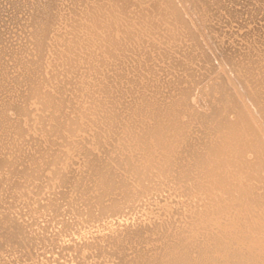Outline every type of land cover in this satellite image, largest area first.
Wrapping results in <instances>:
<instances>
[{"label": "rangeland", "instance_id": "rangeland-1", "mask_svg": "<svg viewBox=\"0 0 264 264\" xmlns=\"http://www.w3.org/2000/svg\"><path fill=\"white\" fill-rule=\"evenodd\" d=\"M10 1L11 0H0V16H2V20H0V55L1 52L3 53V58L0 57V63H2L0 64V66H3V68H1L2 66L0 67V73L1 71H4L0 75V87H4H1L0 90H3L4 88L6 89H4L2 92V94H5V97L3 95H0V99H2L0 100V109L3 107V104L5 105V108L3 107L4 109L0 110V116L3 114L2 118L3 116L5 118L2 119L0 117V119L3 120V122L2 120H0L2 122H0V129L2 130H0V133L6 130V133H1L2 139H0V142L2 145H0V150H2L0 152H2V156L6 158V160L3 161V158L0 154V161H2L0 162V164L4 162L9 163V161L13 162V164H11L12 168L10 169H8V163H4L2 165L3 167H7L3 170H1L3 167L0 165V180L2 179V182H0V264H113L115 259V263L118 262L116 264H120V260L116 258L118 255L116 254V256L114 257L115 254L111 253V250L109 253H95L93 249L88 246L87 243L88 241H93V236L96 237L100 234L98 228L100 222H87L88 220H90L87 217L88 213H99L103 205L109 204V202L100 199L101 197H99V192L95 189L96 187L94 188L93 184H89L86 179V172L88 168L84 162V159L86 158V156L84 157V154L87 151L89 153L91 150L93 152H90L92 153L90 155L93 156L94 154L92 159L94 157H96L95 159H98L100 158V156L107 157L111 155L109 156V158L114 161L110 162V159H108L110 169L113 170L117 175H119L118 179L120 180H122L123 178L128 179L127 177L129 176V174L126 176L123 169H119L121 167L124 168V166L121 165V167H119V165H117V160H120V158L121 160H123L122 158L124 154V158H127L129 161H131L132 159V164L136 161L137 168L142 169L145 167L144 175L141 176V178L142 184L146 188H144L143 186L141 187L140 184L139 186L136 185L135 182L131 180L130 182L134 183V186L136 187L133 189L141 187L139 189L141 191L135 190V192L137 191V194L132 200L130 198H132L133 195L129 192V194H127V197L124 199H122L123 195L118 197V199H121L120 206L122 212L121 214L119 213V215L113 216L115 217V219H112L113 217H111L110 220H112L114 228L116 225V228L118 227V230L120 229V227V230L124 229L123 225L125 222H127V225L125 224V229H130L131 225L129 226L128 223L133 224L131 226L132 230H134L133 228H135L136 226V228L138 229L139 227L141 228L143 225L142 223H145L147 225L150 223V225H152V223L154 222L153 224H157L156 226L152 225L153 227H147V229L151 227L150 230L152 229L151 231L153 232L155 228L156 231H159L158 229H160V227L164 225V223L165 225L164 227L162 226V228H166V224L167 226H170H168L166 229H163L165 232L163 230V232L161 230L157 232L158 234H160L159 238L157 237L158 239H156L155 236H158L157 233H155L156 231L154 232V235L153 232H151L150 230H148L147 232V229H144L147 225L144 224L143 231H145V234L148 233V235H152V239L149 238L150 240H147V238L145 241H147L148 243L142 241L144 242V244H147L146 247L144 244V247L140 244L137 246L136 242L128 241L129 244H132L133 242L135 243L131 246V248L133 247L135 249H131L130 246L127 245V243L126 246L129 247L128 249L126 247V253H128V251L129 253H132L134 250H137L136 248L139 246L140 249L138 248L139 251L137 250L139 253L136 251H134L136 253L133 252L130 255H127L125 253L128 257H126L127 260L125 259L126 261H124V263L127 262L129 264H138L141 262L140 264H148L150 261L153 260V257L157 258L159 256H163L167 259V252H163V249H165V251L170 250L171 253V246H173V249L175 247V243H173L172 241L176 242V245L179 243L178 241L182 242L179 243V245L184 248H181V251L178 250V253L180 252V255L183 256L187 253V256L189 255L190 259L192 258V262L193 260L197 261V259L200 258L198 259L199 261L202 259L200 253L197 252L198 247L199 245L203 247L206 246L204 242H207L208 238L211 239L212 243L218 240H220L219 242L221 243H226V249L228 247L229 251L226 250L223 255V252H221V250H219L220 252H217L216 250L215 254L217 255V253H219L220 255H222V258H226L227 261L230 260V264H234L235 262H237V264H240L239 260L241 256L242 260L240 261L243 262V259L245 258V262L243 263L246 264L248 262L247 260L251 261L252 257L256 256L257 254V258L262 261L263 258L261 257L264 254V243L262 244V237L264 235V230L262 229L264 228V130L263 132H260L258 130L259 125L257 121L260 122L259 116L264 118V98H262L264 97V68L262 69V67H264V60L261 61L262 58L264 59V55H262L264 53V48H261V46L264 47V38H262L264 35V32L262 30L264 27V17H261L262 15L260 14L264 10V0H234L236 4L232 3V0H229V3L228 0H224L225 2L223 0H215L216 3H219L217 4L218 8L216 7V5L214 8L219 9L220 12L217 11V9H210V11L206 13V15L204 11L199 8H196L195 4L192 3L190 0H61V2H59V0H54V2H59L58 4L55 2L58 6L56 4H53L55 5L54 8L57 6V10H55L56 8L54 9L55 11L53 10L54 16L57 13H60L57 14V16L60 15V17L54 18H56L57 20L59 18L60 19L57 21L53 18V21L55 20V23L52 21V25L54 28L50 26V30L45 32L49 33L44 34V36H42V39L45 40L43 42L46 46H44L47 47V44L49 43V47L46 50L42 49L43 53L41 52L40 54H38L37 48L35 47L36 43H34L36 41L35 38L38 39L36 34V32H38V30H36L38 28V21L37 18V23L36 21H34V16H37V7L43 6V4L40 3L41 0H36V3L35 0H12L11 2ZM14 2H16V4ZM37 2L39 5L37 4ZM11 4L14 6L15 9H19H16L15 11L12 10L14 8H12L13 6H11ZM222 4L225 6V8L224 6H222ZM226 4L228 7L226 6ZM229 4L230 7L233 9H230ZM220 5L222 6V10L220 8ZM19 6L21 7V9ZM32 8H34L36 11H32ZM261 8L263 9L262 11H260ZM229 9L232 11H230ZM226 10L227 13L229 12V14L226 13ZM237 11H240V13L238 12V14ZM251 11L252 13L257 11L256 15L255 13H253L257 18H254V15L252 16L249 14L251 13ZM215 12L216 16H214ZM217 12L219 14H217ZM235 13L238 14L237 17L240 15L239 17L243 18L240 20L238 17L237 19ZM243 13H246V16ZM259 14L261 16H259ZM262 14L264 15V13ZM249 16L250 18H248ZM258 16L261 17L263 20L261 18H258ZM227 17H229V19L233 22L228 20ZM246 17L248 19H245ZM235 18L239 20L238 23ZM258 19L261 21V24L259 23ZM226 20H228V22ZM249 20L251 21V24H248L250 22ZM254 20L257 24H253ZM246 21L249 22L246 23ZM239 22L242 25H240ZM245 23L250 25L249 28H247L248 25H245ZM252 24L253 26L255 25V27L260 24L261 28H259V25V27L257 26L255 30V27L253 28ZM52 28L53 30L55 29L54 32H50L52 31ZM247 29H250L251 31L248 32ZM254 30L255 33L259 31L262 34V37L260 36L261 39L260 37L259 39L260 42H263V44L260 43L257 39L258 37H256L259 32L255 34ZM140 31L142 33L145 32L143 33L144 35ZM247 32L248 34L250 33L251 36L248 35ZM244 33L246 36H250L253 39H248L246 36H244ZM32 34L36 35V37ZM138 34H140V36ZM45 35H48L49 39ZM123 36H128V38L124 37L123 40ZM138 36H142L140 40H144L146 47L143 44L140 45L143 41L139 42ZM240 36H244L245 39H243L245 41L248 40L250 44L248 42L245 43V41H243ZM113 37L116 39L114 41H118L119 39L118 45L117 42H115V45V43H113L114 41L111 40L114 39ZM209 37L212 38L213 42L209 40ZM215 37L219 39L216 40ZM32 38L34 40L33 43ZM47 39L51 40L46 43ZM128 39H133L134 43H127L129 42L127 41ZM205 39L208 42H211V44H207V41ZM250 39L252 41L254 39L257 40L260 45L258 44V42H255L256 44L254 45V41L252 43L250 42ZM109 42H112V44L114 45L112 47L114 49L112 47L109 48ZM122 42L127 44V47ZM136 42H138V44ZM120 43H122L124 49H122V45ZM220 43L224 47L221 46L222 48H218V45H221ZM251 43L253 44L252 49L250 48ZM98 44H102L101 48H99L100 46ZM112 44H110V46ZM132 44H136V53L134 52V47L132 48V50L134 49L133 52H127L131 50V47L133 46ZM248 44L250 47L248 46ZM215 46L217 47V49ZM255 46L260 47L261 50ZM115 47H117L118 49H116ZM119 48L122 49L121 53L118 52V50L120 51ZM140 48H144V51H142L143 49ZM210 48H213V50ZM241 48L245 50L243 51V49ZM226 49L228 50V52ZM249 49L252 52L248 51ZM114 50L115 52H113ZM122 51L125 54H128L125 55ZM242 51L246 54H244ZM140 52L141 54L144 52L145 53L144 55L140 54V57ZM223 52H225V54ZM226 52L229 57L226 55ZM240 52H242V54ZM14 53H16L14 55L15 58H12V54ZM35 53H37L38 55H42L41 57L38 55L35 56ZM114 53H117L118 57ZM118 53L120 55H118ZM222 53L225 56H223ZM257 53H260L263 57L260 54V56H258ZM230 54L232 58H234L231 59V66L227 65L226 62L224 64L222 61L223 57L226 58L227 56V58H230ZM110 55H113L111 56V58H118V60H116L115 58L112 59H115L114 61H117L118 63L111 61ZM241 55L243 56V58H241ZM250 55L254 56L253 61V56H251V62L248 61ZM89 56L93 58H90ZM129 56L131 58L130 61L132 60L131 62H134L132 63L134 64L133 66L132 64L129 65V63L131 62H129V59H126L129 58ZM37 57L38 61L40 60L39 62L36 61ZM107 57L110 58V63L107 62V60H109V58ZM123 57L125 62H123ZM148 57L149 60L147 59ZM258 57H260L261 59ZM144 58L147 59H145L146 62L144 61L146 64L143 63ZM14 59L16 60V62ZM133 59H135V61ZM246 59L248 62H246ZM256 59H259L258 61L260 62L255 61ZM17 60H21L22 62L20 61L21 63H19L18 65L16 64L17 62H19ZM35 61L39 64L36 63V65ZM244 61L246 63L250 62V64H248L247 66H243L242 64H245ZM23 62H25L27 66L31 67L28 68L27 66H22L23 64H25ZM32 62H34L37 68L34 67V64ZM103 62L107 64V67ZM254 62L256 63L254 64ZM30 63H32L33 65H30ZM137 63L141 66L136 65ZM233 63H237V65H234ZM251 63L254 66H252ZM116 64L119 68L116 67ZM119 64H123V66ZM147 64L149 65L148 67H146ZM135 65L139 67H136ZM255 65L257 66V68L260 65L261 68L257 69ZM32 66L34 67V70L39 69V71H34L32 69ZM124 66L126 68V71L124 70L122 74L120 71H123V69H121L120 71L119 69L124 68ZM130 66L133 72L134 70H140L137 71V73L139 72V77H137V73L135 74L134 72L136 79L138 78V80L133 79L135 77H131L133 76V73ZM240 66H242L243 68ZM248 67H250V70L253 67L254 68L253 70L248 72ZM116 68H118V71H115ZM28 69H30L29 72L31 73L30 75V73L27 72L29 73V76L26 73ZM113 69L115 72L113 71ZM255 69L259 70L260 73ZM102 70H104V72ZM246 71L248 72L247 74L250 73L249 76L245 73ZM126 72V75L128 76H125L124 73ZM252 72L253 74L255 72L257 73L254 75L257 81L253 78V74H251ZM130 73H132V75ZM32 74L35 75L32 76ZM139 74H141L142 76H140ZM30 76H32V78L34 77L33 79L30 78L32 82L35 78H37V80H35L33 84L32 82L28 83L30 81ZM121 76L126 78L130 77V80L132 82L129 79H123ZM228 76L232 77V79H237L238 77V79H241L243 81V84H245L244 86H246L245 89H247V92L249 93L248 98H246L244 101L242 100L241 102L237 95L233 96L230 92L228 93V91L224 92L225 95L223 94V92L219 88V84L228 85L227 83L230 81V77ZM2 77L4 78L1 80ZM140 77L142 79H140ZM247 77L250 78V81L247 80ZM24 79H26L27 81ZM245 79L247 80V82L245 81ZM120 80H125L124 82L122 81V83L124 84H122ZM82 81H84L85 83H82ZM139 81L142 85L138 83ZM4 83L8 90L5 87ZM20 83L22 84V86L20 85ZM34 84L36 85V87ZM84 84L85 86H83ZM107 84H111L109 85L111 87L107 86ZM135 84H137V86ZM138 84L140 85L138 86ZM115 85L121 86L122 88L120 87L119 89V87H115ZM230 86L232 89H230L231 92H235L233 85L230 84ZM33 87L35 88V90ZM214 87L217 89H215ZM245 89L242 88V91H245ZM122 90L125 91L128 95H124L125 93ZM46 94L47 97H45ZM50 94H52L53 97ZM230 94L232 95V97ZM54 95L56 96L55 98H57V100L53 99ZM228 96H230V98ZM141 97H143L144 99ZM47 98L48 101L46 100ZM3 99L8 104H6ZM46 102H50L51 105H53V102H56L54 104V106L57 104V106H55L56 109L53 106V108H51V105L49 106ZM146 102L150 103L151 105L153 104L154 108L155 106H159L158 108L156 107L157 109L155 108V110L152 106H149V104L146 105ZM187 102L189 103V105H187L186 108L185 105L187 104ZM143 103L145 104L143 105ZM154 103H157L158 105ZM9 104L14 106L15 111L12 109L11 112L10 110L8 111L9 119L6 123V121L4 120H6L8 116L6 117V115H4V112L6 111V106ZM59 104H63L64 106H61ZM139 104H142V107ZM58 105L61 109L64 107V110H58ZM145 105L147 109L150 107L152 108H150L151 113L148 109V114L150 115V117H148V114H143L144 117H148V120H145L143 116H140L141 118H137L136 112H133L135 110L140 111L139 109L143 108V106L145 107ZM135 106L140 107L136 109ZM8 107L9 106H7V108ZM124 107H129L130 110L126 108L128 110L127 111ZM170 108L179 111L178 114H176V119L178 118V129H176V131L177 133L179 132V134L176 135L177 133L175 134L176 131H174V129L167 130V128L162 131V135L164 134V140L167 141H173L172 137L175 136L174 140L176 142H171V146L167 147L172 148V145L175 143L174 146L177 147L175 149L176 151L181 152L183 150H187L186 152L178 153V156L180 155L182 157H177V159L179 158V160L176 161L180 162V160L183 159L182 162L179 163L183 164V168H181L182 164L179 167L178 164L176 166H173L172 162H162L164 156L160 153L167 154V151H163L164 149L162 150L158 148L159 146L154 143L155 141L153 139H151L152 141L150 140L149 143L154 144L155 147L153 145V150H151L150 147V151L153 152L154 150H157V152L154 151V153H151L149 151V153L156 154L158 156L160 154L159 158H162L161 161L159 160L158 156L154 157L158 158V162L149 160L147 155L149 153L145 152L147 148L144 147L145 151L144 149L142 151L141 148L143 147L140 145L139 147L141 148H139V143L137 142V140L135 142V133L141 131L140 129H142L143 127V129L145 130V123L150 124L147 126H152L153 124H155L157 114L158 119L160 118L159 121L162 120V117V121H166L165 118L169 117V115L167 114L168 110L166 109ZM131 109L133 111H131ZM147 109L145 108L144 110L148 111ZM152 111L155 113L156 119L154 118V114L152 113ZM117 112L120 114L124 112L123 116H125L123 117L121 115V119L124 118L123 120H125L129 118L130 121L133 120V125L131 123L129 125L127 124V126L132 125V127H134L132 128V134L127 133L128 131H126V129L124 128V126L127 127L126 125H124L123 127L121 126L120 128L117 127L119 131L117 130V128L110 129V126L107 125L108 121H106L105 118L111 116L112 114L115 115L117 114ZM57 114L59 115V119L56 116ZM151 114H153V116ZM127 115H129L130 117L128 116L127 118ZM131 115L134 119L131 117ZM55 116L57 118L56 122L60 123L61 121L62 125L61 123L56 124V118H54ZM254 116H258V118ZM12 117L15 118L13 119ZM242 118L244 119V121ZM129 119L128 121L126 120L127 123L130 122ZM142 119H144L145 121ZM123 120H119V122L122 123ZM236 120L240 121H237L239 126H236ZM137 121L141 122L138 123ZM149 121H153L154 123H151ZM121 123H119V126L121 125ZM232 123H236L234 124L235 126ZM1 124L4 126L2 127ZM10 124L12 125L11 128L13 130H11V128L9 127ZM55 124L56 126L60 125L63 128V131L62 129H60V126L56 127ZM123 124L124 123H122V125ZM137 124H141V127L143 125L144 126L140 128V126L138 125V127ZM259 124L260 126L262 125V123ZM14 125H16V127L19 126L17 128L18 131H16ZM53 125L56 127V129ZM229 125L230 127H228ZM231 127L232 129H229ZM236 128L237 130H233ZM8 129L11 131H9ZM57 129L59 131L61 130L63 134H60L61 132H59ZM101 129L107 131V133L104 134V131H102ZM114 129L115 133L118 132V134H115L116 136L114 135V131H111ZM56 130L57 132H55ZM122 130L126 133L122 132ZM257 130L260 134L262 133V137L260 136V134L259 136L257 135ZM169 131L171 134L169 133ZM110 132H113L111 133L112 137L110 135ZM119 132H121V134ZM97 133L101 137H103L104 134L105 138H100ZM123 133H125L126 135ZM239 134L241 136H239ZM118 135H122L125 138L120 136V140V137ZM235 135H237L238 138ZM106 136H109V138ZM236 138L237 141L235 140ZM167 141L166 143L165 141L163 143L165 145H168V143L170 142ZM99 142L101 146L103 145L105 147H100V145L98 144ZM103 142H105V144H102ZM239 142H241L242 144ZM131 143L132 145H130ZM135 143L138 144L136 145ZM236 143L240 144L241 147L238 144L236 146ZM212 144L220 146L223 145L221 148H225L222 149L224 151V154L216 158L214 156H210L209 158L205 159L206 156L210 155L209 152L210 147L213 146ZM108 145L110 147L113 146L114 148L112 149L111 147L110 149ZM134 145L137 147H134ZM132 146L134 147V151L131 150ZM149 146L151 145L149 144ZM190 146L195 147L194 149L196 151L198 150L197 152L200 151L201 154H203L204 156H197L198 158L196 156H192L191 154L194 152V150ZM197 147L198 149H196ZM92 148H96L97 150H93ZM136 148L140 149V151L136 150ZM241 148L242 154H240V150H238ZM39 149H41L42 151ZM190 149H192L193 151L192 153L190 152V155L188 156V150ZM233 149H236V151H234ZM101 150H103V153L101 152ZM126 150L128 152H126ZM158 150H160L161 152H158ZM108 151H110L111 153H109ZM141 151L145 154L140 155V153H142ZM39 152L43 153V155L45 152L48 153H45V155L43 156ZM137 152H139V155L137 154L138 156L136 155ZM101 153L102 155H100ZM133 153L135 155H133ZM174 153L177 154L176 152ZM131 155L134 157H132ZM129 156L131 157V159ZM136 156L142 157L138 159ZM184 156L186 158H183ZM29 157H32L31 159L37 157L36 162L34 161L35 159L32 160V162ZM38 157H41V159H38ZM202 158L205 159L204 164L198 162ZM171 159H174V156ZM140 160L143 164L140 163ZM15 161H18L16 162L17 164L15 163ZM138 161L140 164H138ZM33 163L37 164L34 165ZM30 164L34 165L33 168L35 171L33 169L28 170V167L30 168L32 166ZM25 166H28L27 168H25L26 171L24 169ZM7 171H9L8 173H10L11 171L12 172L8 174L6 173ZM14 171L18 172L19 174H16ZM19 171L24 172H21V174ZM120 171L123 173H121ZM120 173L124 175H120ZM4 176L5 181L3 180ZM69 176L74 177V179L76 180V182L72 185L65 183V179ZM187 176L188 178L186 179L185 177ZM80 184L83 190L87 189V194H84V198H87L86 201L84 200L82 193L77 188V185ZM243 184L246 185V188L243 187ZM220 185L223 187H221ZM12 186H14L15 188ZM187 187L189 188L188 190ZM233 187L239 189V192L236 191V189H234ZM214 188H217L218 190H215ZM242 188H244V194H249V197H252L251 199L247 195H243ZM248 188H252L254 191L251 189V192L249 193L250 190H248ZM225 190L229 191V193ZM232 191L233 193L238 192L241 194L236 193V195H234V193L232 195ZM252 192H255L256 194ZM251 193L253 195H251ZM225 195L226 197H228V200L225 198ZM237 195H241V198L239 199L240 201L237 200ZM257 195L258 198L255 197ZM223 198H225L226 200ZM246 198H249L251 201L249 199L247 200ZM234 199L236 200V202H239V205L238 203L234 204ZM245 200L251 202L252 205L251 203ZM242 201L247 202L249 205H251L249 206V208L251 207L252 209H250V211L245 210V206H243L244 202ZM241 202L243 203L242 205H240ZM201 212L203 217H208V227H206L207 225L198 226L199 220L201 219ZM147 213H151L149 215L150 217H148ZM144 214H146L148 218ZM142 215L143 218L145 216L144 219L147 218L149 219V221L146 219L144 222V219L141 217L139 220H137L138 217ZM160 215L162 217L161 219ZM134 216L136 217L135 220ZM157 216L160 220L157 219ZM152 217H154V219H152ZM116 218H124V221H126L122 223L123 219L121 220V222H119L118 220H116ZM130 218L132 219V221ZM129 219L131 223L128 222ZM151 219L154 221H152ZM155 219H157L158 221H156ZM115 220L119 222V226L117 225V222H115ZM136 220L137 222L139 221V224L141 223L142 225H136L138 224L136 223ZM163 220L165 221L163 222ZM241 222L244 224L243 226ZM170 223L172 224V226ZM245 225H249V227H252V229L256 225V227H258L259 229H253L256 231L255 233V231L253 232L252 229L248 230L247 227L245 228ZM128 226L129 228H127ZM173 226L177 228L176 230L179 229L178 231L183 232H173L172 235H174L175 237L173 236L172 238V235L170 234L172 233V229L175 230ZM240 226H242L241 229ZM243 227L244 229H246V232L243 230ZM168 228L172 229L169 230ZM17 229L22 231V236H20L18 240L17 238L12 239L13 237L9 236V233L14 232ZM229 229L231 230V232L229 231ZM166 230L168 231V233H166ZM234 230L236 231L233 233ZM242 230L245 233H243ZM250 230L251 232H253V234L249 232ZM104 232L105 234H108L110 233V230L106 229L104 230ZM236 232L237 234H239V237H245L247 241L250 239V242H248L249 244L253 241V238L256 241V236L258 235L259 239H257L256 242L253 241L252 243H254L253 246L260 245L259 247L261 248L255 246L253 249V246L247 243L246 247L245 242L247 241H245V238L243 239L245 241L244 245H241L243 244V242H241L242 238H238ZM161 233L163 235L166 233L168 236H166L167 239L170 240L172 243H170V241L165 238L166 234L164 235L165 239L162 238L163 236ZM230 233H232L231 236H233V238H238H236V241L234 238V243L232 242L233 238L231 239ZM177 234L180 235V237L182 235L184 237L182 236V238H180L177 236ZM233 234H235L236 236H234ZM148 235L146 236L148 237ZM186 235L190 236L187 241L184 240ZM227 235H229V238L226 237ZM82 236H84L85 238L83 237V239ZM176 236L180 240L178 239V241H176ZM160 238L163 239L162 242V239ZM159 239L160 241H158ZM239 239L241 243L239 242ZM4 240L6 243L4 242ZM10 241L12 244L14 242V244H10ZM163 242H166L164 243L165 247L163 246ZM167 242L170 243L171 246L170 244L168 245ZM187 242L191 243L190 246H194L196 244L198 247L195 245L192 248L193 250L191 251L190 246L188 247L184 245V243H186L187 245ZM137 243H139V241H137ZM158 243L163 247H159ZM230 243H232L233 245H228ZM152 244H155L154 247L156 245H158V247L156 246V249L154 250ZM149 245L152 246L153 249H151ZM209 245L211 246V244ZM240 245L241 248L242 246H244L245 248H242L241 250ZM248 245L250 247V250L248 249ZM166 246L167 248H169L168 250H166ZM238 246L241 250V254L238 253L240 252V250H238ZM194 248H197L196 252L199 254H194ZM143 249H145L144 252L147 255L148 251H157V249L158 251L160 249L159 252L162 251L164 255H159L162 253L152 254V251L149 253L150 255L152 254L154 256L152 257L151 255L150 257L152 258H148L147 255V257L144 256V252L140 253ZM251 249L253 251L252 254H256L251 255ZM255 249L256 251H254ZM244 250L249 251V253L246 251L243 252ZM261 250H263V254L261 253ZM183 251H186V253H184ZM188 251L191 253L189 254ZM233 251L236 252L238 255H235L236 253H234ZM213 252H215V250ZM227 252L232 254V256L229 254V256H231L229 257ZM170 253L168 252L167 255L170 256ZM192 254L194 255V258L195 256L197 257V255L200 257L193 259ZM219 254L217 257H220ZM233 255L234 260L235 258L239 260L236 261V259L234 261ZM259 255L260 257H258ZM130 256L131 258L134 257L132 258L133 260L138 257L148 259H135L136 261H133V263L130 259ZM237 256L240 257L238 258ZM244 256H247V258L249 257V259ZM177 257H179V255ZM227 257H229L230 259ZM156 258L154 259L156 260ZM257 258H253L254 261H251V264H254V262L256 264L262 263L258 260L256 261ZM231 259L234 262H231ZM128 260H130L131 262H129ZM167 260H172V257L168 258ZM145 261L146 263H144ZM249 262L247 264H250Z\"/></svg>", "mask_w": 264, "mask_h": 264}, {"label": "bare ground", "instance_id": "bare-ground-1", "mask_svg": "<svg viewBox=\"0 0 264 264\" xmlns=\"http://www.w3.org/2000/svg\"><path fill=\"white\" fill-rule=\"evenodd\" d=\"M11 1H12V0H11ZM11 1H10V2H11ZM17 1H19V0H17ZM21 1H22V0H21ZM57 1H58V0H57ZM190 1H191L192 3L195 4L196 8H199V9H201L202 11H204V12H205V15H206V13H207L208 11H210V9H211V10H212V9H213V10H214V9H217V8H218V7H217V4L219 3V2L216 3L215 0H190ZM218 1H219V0H218ZM223 1H224V0H223ZM230 1H231V0H230ZM230 1L228 0V3H229ZM232 1H233L232 3H235L234 0H232ZM238 1H239V0H238ZM238 1H237V2H238ZM33 2H34V1H33ZM53 2H54V0H41L40 3L43 4V6L41 5L42 7H37V9H36V10H37V16H36V15H35L36 17L34 16V18H35L34 21H36V18H37L38 23H37V21H36V23L38 24V28H37L36 30H38V32H36V34H37V38H38V39L35 38L36 41L34 42V40H33V38H32V43H33V42L36 43V44H35V47L37 48L38 54H40V53L42 52V49H45V50H46V49L49 47V45H48L49 43L47 44V47H45L46 45H45V43L43 42V41H45V40L42 39V38H43L42 36H44V34H48V33H49V32H48V33H45V32H47L48 30H50V28H51L50 26L53 27L52 23H53L55 20H57V19L54 18V17H60V15L57 16V14H60V13H57V14L54 16V13H53V12H54L55 10H57V8H56V7L58 6L57 4H58L59 2H61V0H59V2H56V1H55L57 4H56L55 2H54V3H53ZM220 2H221V1H220ZM224 2H225V1H224ZM12 3H13V2H12ZM14 3L16 4V2H14ZM19 3H20V2H19ZM19 3H17V4H19ZM35 3H36V0H35ZM259 3H261V2H259ZM15 4H14V5H15ZM22 4H24V3H22ZM37 4H38V2H37ZM53 4H56V5H57V6L55 7L56 9L54 8L55 5H53ZM223 4H224V3H223ZM223 4H222V6H224ZM230 4H231V3H230ZM230 4H229V7H230ZM235 4H236V3H235ZM263 4H264V3H263ZM263 4H262V5H263ZM38 5H39V4H38ZM210 5H211V6H210ZM215 5H216L217 8H214ZM260 5H261V4H260ZM11 6H13V5L11 4ZM24 6H25V5H24ZM34 6H35V5H34ZM34 6H33V7H34ZM218 6H219V5H218ZM222 6L220 5V8H221ZM226 6H227V4H226ZM15 7H17V6H15ZM19 7H20V6H19ZM227 7H228V6H227ZM12 8H14V6H13ZM35 8H36V7H35ZM97 8H98V7H97ZM97 8H96V10H97ZM224 8H225V6H224ZM259 8H260V7H259ZM262 8H263V7H262ZM262 8L260 9V11L263 10ZM16 9H19V8H16ZM16 9L14 8V9H12V10L15 11ZM20 9H21V7H20ZM32 9H33L32 11L35 10L34 8H32ZM54 9H55V10H54ZM226 9H228V8H226ZM230 9H233V8L230 7ZM230 9H229V10H230ZM254 9H255V8H254ZM256 9H257V8H256ZM36 10H35V11H36ZM53 10H54V11H53ZM96 10H95V11H96ZM221 10H222V8H221ZM229 10H228V11H229ZM234 10H235V8H234ZM252 10H253V9H252ZM257 10H258V9H257ZM59 11H61V10H59ZM215 11H216V10H215ZM217 11H219V9H217ZM230 11H232V10H230ZM253 11H254V10H253ZM258 11H259V10H258ZM56 12H58V11H56ZM213 12H214V11H213ZM219 12H220V11H219ZM233 12H235V11H233ZM238 12L240 13V11H237V13H238ZM256 12H257V11H256ZM256 12H253V13H255V15H256ZM222 13H223V12H222ZM226 13H227V10H226ZM239 13H238V14H239ZM253 13H252V11H251V13H249V14L253 16V15H254ZM259 13H260V12H259ZM262 13H264V10H263V12L260 13L262 16H261L260 14H259V16L264 17V15H263ZM34 14H35V12H34ZM34 14H33V15H34ZM217 14H219V13L217 12ZM224 14H225V13H224ZM227 14H229V12H228ZM230 14H231V13H230ZM235 14H236V13H235ZM238 14H236L235 16L237 17ZM243 14H244V13H243ZM243 14H241V15H243ZM257 14H258V13H257ZM0 15H1V13H0ZM221 15H222V14H221ZM244 15L246 16V13H245ZM255 15H254V16H255ZM214 16H216V12H215ZM214 16H213V17H214ZM217 16H218V15H217ZM232 16H233V15H232ZM239 16H240V15H239ZM239 16H238V17H239ZM252 16H251V17H252ZM259 16H258V18H261V17H259ZM89 17H90V15H89ZM209 17H210V16H209ZM209 17H208V18H209ZM218 17H219V16H218ZM233 17H234V16H233ZM238 17H237V19H238ZM1 18H2V16H0V20H2ZM53 18L55 19L54 21H53ZM227 18H228V20H230L229 17H227ZM242 18H243V17H241V18L239 17L240 20H241ZM248 18H250V16H249ZM248 18L246 17L245 19H248ZM254 18H257V17L255 16ZM59 19H60V18H59ZM59 19H58V20H59ZM231 19H233V18H231ZM235 19H236V18H235ZM237 19H236V20H237ZM261 19H262V18H261ZM263 19H264V18H263ZM263 19H262V20H263ZM58 20H57V21H58ZM208 20H209V19H208ZM228 20H226V21L228 22ZM236 20H234V21H236ZM250 20H251V19H250ZM250 20H249V21H250ZM52 21H53V22H52ZM230 21H232V20H230ZM238 21H239V20H237V23H238ZM244 21H245V20H244ZM244 21H243V22H244ZM249 21H248V22H249ZM258 21H259V23L261 22L259 19H258ZM258 21H257V22H258ZM232 22H233V21H232ZM248 22L246 21V23H248ZM36 23H34V24H36ZM54 23H55V22H54ZM230 23H231V22H230ZM241 23H242V22H241ZM246 23H245V25L251 24V21H250L248 24H246ZM254 23H256L255 20L253 21V24H254ZM262 23H263V22H262ZM239 24H240V22H239ZM239 24H238V25H239ZM243 24H244V23H243ZM253 24H252V26H253ZM256 24H257V23H256ZM260 24H261V23H260ZM260 24H258L257 26L259 27ZM240 25H242V24H240ZM245 25H243V26H245ZM262 25H263V24H262ZM33 26H34V25H33ZM36 26H37V25H36ZM209 26H210V25H209ZM249 26H250V25H248L247 28H249ZM257 26L255 27V25H254L253 28L255 27V30H256ZM211 27H212V26H211ZM211 27H209V28H211ZM262 27H263V26H262ZM53 28H54V27H53ZM53 28H52V31H50V32H54V31H55V29L53 30ZM259 28H261V25H260ZM34 29H35V28H34ZM255 30H254V33H255ZM257 30H258V29H257ZM262 30H263V32H264V27H263ZM56 31H57V30H56ZM58 31H59V30H58ZM247 31L249 32V31H251V30H250V29H249V30L247 29ZM252 31H253V30H252ZM34 32H35V31H34ZM140 32H141V31H140ZM140 32H139V33H140ZM248 32H247V34H248ZM258 32H259V31H258ZM258 32H257V33H258ZM263 32H262V33H263ZM123 33H124V32H123ZM141 33H142V32H141ZM143 33H145V32H143ZM143 33H142V34H143ZM251 33H252V32H251ZM257 33H255V34H257ZM118 34H119V33H118ZM234 34H235V33H234ZM252 34H253V33H252ZM259 34H260V35H259ZM32 35H34V34H32ZM121 35H122V34H121ZM138 35L140 36V34H138ZM143 35H144V34H143ZM248 35H250V33H249ZM258 35H259V36H258ZM258 35H257L256 37H258L257 39H258L259 42H260V39H261V37H262V36H261L262 34L259 32ZM34 36L36 37V35H34ZM34 36H33V37H34ZM45 36L49 39L48 35H45ZM116 36H117V35H116ZM129 36H130V34H129ZM136 36H137V35H136ZM139 36H138V39H139L138 41H139V42H140V41H141V42H142V41L144 42V40H140L142 36H141V37H139ZM244 36H246L245 33H244ZM244 36H240V37L243 39ZM250 36H251V35H250ZM250 36H249V37L246 36V37H247L248 39H249V38H252V37H250ZM252 36H253V35H252ZM254 36H255V35H254ZM260 36H261V37H260ZM46 37H44V38H46ZM124 37H125V36H123V40H124ZM216 37H217V36H216ZM216 37H215V38H216ZM218 37H220V36H218ZM256 37H254V38H256ZM259 37H260V39H259ZM50 38H51V37H50ZM113 38H114V37H113ZM125 38H128V36L125 37ZM262 38H264V35H263ZM48 39L46 40V43H47L48 41H50L52 38H51L50 40H48ZM97 39H98V38H97ZM117 39H118V38H117ZM217 39H219V38H216V40H217ZM244 39H245V38H244ZM244 39H243V41H245ZM252 39H253V38H252ZM98 40H99V39H98ZM108 40H109V39H108ZM111 40L114 41V40H116V39L114 38V39H111ZM123 40H121V41H123ZM131 40H132V41H131ZM205 40H206V39H205ZM209 40H210L211 42H213V40H212L211 37H209ZM246 40H247V39H246ZM250 40H251V39H250ZM96 41H97V40H96ZM113 41H112V42H113ZM125 41H126V40H125ZM125 41H124V42H125ZM127 41H129V42H127ZM127 41H126L127 43H130V42H131V43H132V42L134 43L133 39H128ZM206 41H207V40H206ZM253 41H254V45L256 44L255 42H258V41L255 40V39H254ZM253 41L251 40L250 42L253 43ZM97 42H98V41H97ZM112 42H111V43L109 42V43L112 44ZM115 42H117V45H118V44H119V43H118V42H119V39H118V41H114L113 43H115ZM124 42H122V43H124ZM126 42H125V43H126ZM143 42H142L140 45L143 44V45L145 46V42H144V43H143ZM211 42H208V41H207V44H208V43L211 44ZM233 42H234V40H233ZM246 42H248V40L245 41V43H246ZM259 42H258V44H259ZM263 42H264V40H263ZM263 42H260V43L263 44ZM122 43H120V44L122 45ZM125 43H124V44H125ZM136 43L138 44V42H136ZM205 43H206V42H205ZM248 43H249V42H248ZM252 43H251V47L249 46L250 43L248 44V46H249L251 49L253 48V47H252V45H253ZM110 44H109V48L112 47V46H114L113 44L110 46ZM213 44H214V43H213ZM220 44H221V43H220ZM258 44H257V45H258ZM44 45H45V46H44ZM98 45L100 46L99 48H101V45H102V44H98ZM115 45H116V43H115ZM132 45H133V44H132ZM135 45H136V44H135ZM135 45H133L132 47L130 46V47H131V50H129V51H127V52H131V51L133 52V50H134L135 47H136ZM140 45H139V46H140ZM198 45H199V44H198ZM259 45H260V44H259ZM33 46H34V45H33ZM43 46H44L45 48H44ZM95 46H97V45H95ZM119 46H120V45H119ZM125 46L127 47V44H125ZM125 46H124V47H125ZM208 46H209V45H208ZM210 46H212V45H210ZM221 46L224 47V46L221 44L220 46L218 45V48H222ZM246 46H247V45H246ZM263 46H264V45H263ZM121 47H122V49H124V48H123V45H122ZM133 47H134V49L132 50ZM137 47H138V46H137ZM141 47H143V46H141ZM145 47H146V46H145ZM215 47H216V46H215ZM244 47H245V46H244ZM255 47H257V48L260 49V50H261V48H264V47H262V46H261V48L258 47V46H255ZM102 48H103V47H102ZM112 48H113V47H112ZM115 48L118 49L117 47H115ZM128 48H129V47H128ZM128 48H126V49H128ZM34 49H35V48H34ZM113 49H114V48H113ZM119 49H120V51L118 50V52L121 53V50H122V49H121V48H119ZM140 49H143L142 51H144V48H140ZM210 49L213 50V48H210ZM216 49H217V47H216ZM241 49H243V48H241ZM246 49H248V48H246ZM254 49H256V48H254ZM258 49H257V50H258ZM45 50H44V51H45ZM137 50H138V49H137ZM221 50H222V49H221ZM221 50H220V51H221ZM226 50H227V49H226ZM226 50H224V51H226ZM244 50H245V49H243V51H244ZM260 50H259V51H260ZM263 50H264V49H263ZM263 50H262V52H263ZM125 51H126V50H125ZM135 51H136V49L134 50V52H135ZM138 51H139V50H138ZM142 51H141V52H142ZM214 51H215V50H214ZM222 51H223V50H222ZM243 51H242V52H243ZM246 51H247V50H246ZM246 51H245V52H246ZM248 51H251V50L249 49ZM248 51H247V52H248ZM35 52H36V50H35ZM113 52H115V50H114ZM116 52H117V51H116ZM122 52H123V51H122ZM136 52H137V51H136ZM136 52H135V53H136ZM141 52L139 53V55L141 54ZM216 52H217V51H216ZM216 52H215V53H216ZM227 52H228V50H227ZM227 52H226V55H227ZM242 52H240V53L242 54ZM251 52H252V51H251ZM253 52H254V51H253ZM256 52H257V51H256ZM42 53H43V52H42ZM111 53H112V50H111ZM144 53H145V52H144ZM144 53H142V54L144 55ZM223 53L225 54V52H223ZM223 53H222V54H223ZM236 53H237V51H236ZM243 53H244V52H243ZM249 53H250V52H249ZM254 53H255V52H254ZM260 53H261V52H260ZM260 53H257L258 56L261 55ZM2 54H3V53L1 52V55H0L1 58H3V57H2V56H3ZM15 54H16V53L12 54V58L14 57ZM38 54L35 53V56H37ZM114 54H116V56H117V53H114ZM114 54H113V55H114ZM123 54H125V53L123 52ZM127 54H128V53H127ZM127 54H125V55H127ZM132 54H133V53H132ZM142 54H141V55H142ZM224 54H223V56H225ZM228 54H229V53H228ZM244 54H246V53H244ZM244 54H243V56H244ZM257 54H256V57H257ZM259 54H260V55H259ZM41 55H42V54H41ZM41 55H38V56L41 57ZM88 55H90V54H88ZM113 55H110V58H111V56H113ZM118 55H120V54L118 53ZM129 55H130V54H129ZM136 55H138V54H136ZM136 55H135V57H136ZM141 55H140V57H141ZM215 55H216V54H215ZM217 55H218V54H217ZM232 55H233V53H232ZM235 55H236V54H235ZM247 55H248V54H247ZM247 55H246V56H247ZM254 55H255V54H254ZM262 55H264V53H263ZM262 55H261V56H262ZM114 56H115V55H114ZM121 56H122V54H121ZM121 56H120V57H121ZM227 56L229 57V55H227ZM227 56H226V58L223 57V58H222V61H223L224 64H225V62H226L227 65H230V66H231V63H232V60H231V59H234V58H232L231 54H230V58H227ZM241 56H242V55H241ZM243 56H242L241 58H243ZM251 56H253V55H250V58H248V61H250ZM16 57H17V56H16ZM40 57H39V58H40ZM89 57H90V56H89ZM89 57H88V58H89ZM117 57H118V56H117ZM132 57H133V56H132ZM145 57H146V55H145ZM217 57H219V56H217ZM237 57H238V56H237ZM239 57H240V56H239ZM247 57H248V56H247ZM262 57H263V56H262ZM14 58H15V57H14ZM90 58H93V57H90ZM107 58H109V57H107ZM110 58H109V60H107V62L110 61ZM113 58L116 59V57H112V58H111V61H113V62H115V63H118L117 61H114L115 59L112 60ZM125 58H126V57H125ZM137 58H138V57H137ZM244 58H245V57H244ZM253 58H254V56L252 57V61H253ZM258 58H260V57H258ZM22 59H23V58H22ZM119 59H120V58H119ZM121 59H122V58H121ZM126 59H127V60L129 59V62L132 61V60L130 61V59H131L130 56H129V58H126ZM145 59H146V58H144V60H143V63H144V64H146V63H145V62H146ZM147 59L149 60V57H148ZM147 59H146V60H147ZM260 59H261V58H260ZM14 60H15V59H14ZM91 60H92V59H91ZM116 60H118V58H117ZM133 60L135 61V59H133ZM136 60H137V59H136ZM141 60H142V58H141ZM141 60H140V61H141ZM240 60H241V59H240ZM243 60H244V59H243ZM243 60H242V61H243ZM258 60H259V59H256L255 61H258ZM262 60H264V59L262 58L261 61H262ZM1 61H2V60H1ZM17 61H19V62L16 63V64H18V65H19V63L22 62L21 60H17ZM20 61H21V62H20ZM36 61H38V57H37ZM36 61H35V64L38 63L40 60H39L38 62H36ZM92 61H93V60H92ZM111 61H110V62H111ZM120 61H121V60H120ZM137 61H138V60H137ZM144 61H145V62H144ZM233 61H234V60H233ZM248 61H247V59H246V62H248ZM15 62H16V60H15ZM110 62H109V63H110ZM123 62H125L124 57H123ZM123 62H121V63H123ZM126 62H127V61H126ZM240 62H241V61H240ZM240 62H239V63H240ZM246 62L244 61L245 64H242V63H241V64H242L243 66H244V65L247 66L248 64H250L251 61H250L249 63H246ZM258 62H260V61H258ZM258 62H257V63H258ZM23 63H25V62H23ZM32 63L34 64V62H32ZM32 63H30V65H31ZM103 63H105V62H103ZM119 63H120V62H119ZM132 63H134V62L129 63V65H131ZM138 63H139V62H138ZM138 63H137L136 65H140V64H141V62H140V64H138ZM143 63H142V64H143ZM234 63H235V62H234ZM234 63H233V64H234ZM237 63H238V62H237ZM237 63L234 64V65H237ZM252 63H253V62H252ZM252 63H251V64H252ZM255 63H256V62H254V64H255ZM262 63H263V62H262ZM0 64H2V63H0ZM33 64H32V65H33ZM35 64H34V67H36ZM38 64H39V63H38ZM125 64H127V63H125ZM241 64H240V65H241ZM36 65H37V64H36ZM119 65L123 66V64H119ZM129 65H128V66H129ZM133 65H134V64H132V66H133ZM136 65H135V66H136ZM234 65H233V66H234ZM257 65H258V64H257ZM260 65H261V64H260ZM260 65H259L258 68H261ZM1 66H2V65H1ZM1 66H0V67H1ZM22 66L25 67V66H27V65H26V63H25V64H23ZM105 66L107 67V64H106V63H105ZM109 66H110V65H109ZM114 66H115V64H114ZM135 66H134V67H135ZM140 66H141V65H140ZM143 66H144V65H143ZM148 66H149V65L147 64L146 67H148ZM238 66H239V64H238ZM252 66H254V65L252 64ZM255 66H256V65H255ZM263 66H264V65H263ZM27 67L29 68V67H31V66H27ZM34 67L32 66V69H33V70H34ZM39 67H40V66H39ZM116 67H118L117 64H116ZM136 67H139V66H136ZM144 67H145V66H144ZM235 67H236V66H235ZM240 67H242V66H240ZM1 68H3V66H2ZM1 68H0V69H1ZM36 68H37V67H36ZM113 68H114V67H113ZM118 68H119V67H118ZM118 68H116L115 71H118V70H117ZM124 68H125V66H124ZM124 68H120V69H119V71H120L121 69H123V71H120L122 74H123L124 70L126 71V68H125V69H124ZM130 68H131V66H130ZM141 68H142V67H141ZM141 68H140V69H141ZM242 68H243V67H242ZM245 68H246V67H245ZM249 68H250V67H248V69H249ZM253 68H254V67H253ZM253 68H252L251 70H253ZM256 68H257V66H256ZM258 68H257V69H258ZM263 68H264V67H262V69H263ZM24 69H25V68H24ZM26 69H27V68H26ZM133 69H135V68H133ZM137 69H138V68H137ZM248 69H247V70H248ZM257 69H255V70H257ZM262 69H261V71H262ZM2 70H3V69H2ZM29 70H30V69H28V71H26V73L29 72ZM106 70H107V69H106ZM131 70H132V68H131ZM131 70H130V71H131ZM237 70H240V69H237ZM242 70H243V69H242ZM245 70H246V69H245ZM251 70L249 69L248 72H250ZM34 71H37V72H38L39 69L34 70ZM102 71L104 72V70H102ZM109 71H110V70H109ZM113 71H114V69H113ZM115 71H114V72H115ZM128 71H129V69H128ZM137 71H140V70L138 69ZM137 71L134 70L135 74L137 73ZM243 71H244V70H243ZM257 71L259 72V70H257ZM257 71H256V72H257ZM3 72H4V71H1V73H3ZM105 72H106V71H105ZM107 72H108V71H107ZM134 72H133V70H132L133 76H131V77H135V78H133V79L138 80V78L136 79V76L139 77V76H138V73H139V72L137 73L136 76H135ZM248 72L246 71L245 73L247 74ZM256 72H255L254 74H253V72L251 73V74H253V78H254V79H255L254 75L257 74ZM1 73H0V75H1ZM29 73H30V72H29ZM29 73H27V75H28ZM132 73H130V74L132 75ZM140 73H141V72H140ZM259 73H260V72H259ZM259 73H258V74H259ZM262 73H263V71H262ZM4 74H5V73H4ZM114 74H115V73H114ZM117 74H118V73H117ZM117 74H116V77H117ZM124 74H125V76H128V75H126L127 72L124 73ZM128 74H129V73H128ZM2 75H3V74H2ZM30 75H31V73H30ZM33 75H35V74H32V76H33ZM120 75H121V74H120ZM139 75L142 76L141 74H139ZM247 75L249 76L250 73L247 74ZM3 76H4V75H3ZM28 76H29V75H28ZM28 76H27V77H28ZM32 76L29 77V80H30V78H32ZM109 76H110V74H109ZM245 76H246V75H245ZM27 77H26V79H27ZM35 77H37V76H35ZM118 77H119V76H118ZM121 77H122V76H121ZM228 77H230V76H228ZM251 77H252V76H251ZM3 78H4V77H2L1 80H2ZM33 78H34V77H33ZM33 78H32V79H33ZM122 78L125 79V80H126V79H129V80H130V77H129V78L122 77ZM122 78H118V79H122ZM247 78H248V77H247ZM26 79H24V80H26ZM105 79H107V78H105ZM118 79H117V80H118ZM131 79H132V78H131ZM140 79H142V78L140 77ZM229 79H230V81L227 83L229 86H228V85H223V84L220 85L219 83H217V84H219V86H220L219 88H220V90L223 92V94H224L225 91H228V93L230 92L233 96L237 95V97H239V100H240L241 102H242V100L244 101L246 98H248V94H249V93L247 92V89H245L246 86H244L245 84H243V81H242L241 79H238V77H237V79H236V78L232 79V77H230ZM243 79H244V78H243ZM249 79H250V78H248L247 80H249ZM251 79H252V78H251ZM35 80H37V78H35L33 82L30 80L28 83H31V82H32V84H33V83L35 82ZM125 80H122V81L124 82ZM129 80H127V81H129ZM247 80L245 79L246 82H247ZM255 80H256V79H255ZM26 81H27V80H26ZM122 81L120 80L121 83H122ZM130 81H131V80H130ZM133 81H134V80H133ZM249 81H250V80H249ZM256 81H257V80H256ZM115 82H116V81H115ZM120 82H119V84H120ZM131 82H132V81H131ZM131 82H130V83H131ZM0 83H1V82H0ZM21 83H22V82H21ZM21 83H20V85L22 86ZM82 83H85V82L82 81ZM82 83H81V84H82ZM108 83H110V82H108ZM127 83H128V82H127ZM136 83H137V82H136ZM138 83H140V81H139ZM2 84H3V82H2ZM24 84H25V83H24ZM86 84H87V83H86ZM122 84H124V83H122ZM140 84H141V83H140ZM140 84H138V86H139ZM215 84H216V83H215ZM230 84L233 85V87H234V89H235L234 91H235L236 93H235V92H233V93L231 92L232 89H231ZM0 85H1V84H0ZM4 85H5V83H4ZM34 85H35V84H34ZM109 85H111V84H109ZM109 85L107 84V86H109ZM135 85L137 86V84H135ZM141 85H142V84H141ZM24 86H26V85H24ZM83 86H85V84H84ZM107 86H105V87H107ZM224 86H227V87H224ZM1 87L3 88L4 86H1ZM1 87H0V88H1ZM5 87H6V85H5ZM35 87H36V85H35ZM87 87H88V86H87ZM109 87H111V86H109ZM109 87H108V88H109ZM115 87H119V89H120L121 86L115 85ZM6 88H7V87H6ZM33 88H34V87H33ZM83 88H86V87H83ZM113 88H114V87H113ZM121 88H122V87H121ZM123 88H124V87H123ZM214 88H215V87H214ZM242 88H244L245 91H242ZM4 89H5V88H4ZM4 89H3V90H4ZM61 89H62V88H61ZM61 89H60V91H61ZM215 89H217V88H215ZM230 89H231V90H230ZM3 90H2V89L0 90V95H3V96H4L5 94H2ZM5 90H6V89H5ZM7 90H8V88H7ZM34 90H35V88H34ZM82 90H83V89H82ZM122 91H123V90H122ZM122 91H121V92H122ZM109 92H111V91H109ZM123 92L125 93L124 95L127 94L125 91H123ZM261 92H262V90H261ZM234 93H235V94H234ZM252 93H254V92H252ZM226 94H227V93H226ZM231 94H230V95H231ZM261 94H262V93H261ZM263 94H264V93H263ZM50 95L52 96V94H50ZM127 95H128V94H127ZM127 95H126V96H127ZM199 95H200V94H199ZM224 95H225V94H224ZM232 95H231V97H232ZM3 96H1V97H3ZM260 96H261V95H260ZM4 97H5V96H4ZM45 97H47V94H46ZM45 97H44V98H45ZM52 97H53V96H52ZM55 97H56V96L54 95V98H53V99H56V100H57V98H55ZM57 97H58V96H57ZM228 97L230 98V96H228ZM141 98H143V97H141ZM184 98H185V97H184ZM229 98H228V99H229ZM262 98H264V97H262ZM51 99H52V98H51ZM51 99H50V101H51ZM143 99H144V98H143ZM225 99H226V96H225ZM228 99H227V100H228ZM0 100H2V99H0ZM46 100L48 101V98H47ZM46 100H45V101H46ZM139 100H140V98H139ZM3 101H5V100L3 99ZM3 101H2V102H3ZM52 101H53V100H52ZM59 101H60V99H59ZM235 101H236V100H235ZM5 102H6V101H5ZM56 102H57V101H56ZM56 102H53V105H51L50 102H46V103H48L49 106L51 105L50 107L53 108V107L57 106V104L54 106V104H55ZM62 102H63V101H62ZM142 102H145V101H142ZM232 102H233V99H232ZM46 103H45V104H46ZM58 103H59V102H58ZM140 103H141V102H140ZM175 103H176V102H175ZM180 103H181V102H180ZM226 103H227V102H226ZM229 103H230V102H229ZM239 103H240V102H239ZM1 104H2V103H1ZM6 104H8V103L6 102ZM10 104H11V103H10ZM10 104L7 105V106H9L10 108H9V107L7 108V106H6V111L4 110V111H5V112H4V115H6V117L8 116V113H9L8 111H9V110H10V112H11L12 110L15 111L14 106H12V105H10ZM144 104H145V103H143V105H144ZM148 104H149V106H152V107L154 108L153 104L151 105L150 103H147V102H146V105H148ZM154 104L158 105L157 103H154ZM59 105L64 106L63 104H59ZM59 105H58V107H59ZM139 105H141V107H142V104H139ZM146 105H145V107L143 106L144 109H145V108L147 109ZM187 105H189L188 102H187V104L185 105L186 108H187ZM4 106H5V105L3 104V107H4ZM49 106H48V107H49ZM52 106H53V107H52ZM129 106H130V105H129ZM158 106H159V105H158ZM158 106H155V108H156V107L158 108ZM180 106H181V104H180ZM0 107H1V106H0ZM3 107H2L1 109H4V108H5V107H4V108H3ZM46 107H47V106H46ZM58 107H57V108H58ZM132 107H133V106H132ZM139 107H140V106H139ZM139 107L135 106L136 109L139 108ZM59 108H60V107H59ZM59 108H58V110H61V111L64 110V109H63L64 107H63L62 109H61V108L59 109ZM124 108H125V107H124ZM124 108H123V109H124ZM126 108H128V110H130L129 107H126ZM126 108H125V110H127ZM143 108H140V109H139L140 111L137 110L138 112H137L136 110L133 111L132 109H131V111H133L134 113L136 112V116H137V118H138V117H140V116H143V114H144V115H147V114L149 113V110H150L151 107L148 108L149 110L147 109L148 111L144 110ZM155 108H154V109H155ZM157 108H156V109H157ZM1 109H0V110H1ZM11 109H12V110H11ZM55 109H56V107H55ZM55 109H54V111H55ZM133 109H134V108H133ZM151 109H152V108H151ZM154 109H153V110H154ZM156 109H155V110H156ZM58 110H57V112H58ZM125 110H124V111H125ZM128 110H127V111H128ZM159 110H160V108H159ZM166 110H168V111H167V114L169 115V117H168V118L166 117V118H165L166 121H164V122L162 121V120H163V117H162V116H161V117H162V120L159 121L160 118L158 119V116H157L158 114L156 113V114H157V115H156V118L158 119V121H157V119L155 118V113L152 111V113L154 114V118L156 119V123H155V124H153V125L151 124L152 126H147V125H150V124H147V123L144 122V123L146 124V126H145V130L143 129V128H144V127H143L144 125L142 126V127H143V128H142V127L140 126L141 124H140V125L137 124V126L139 125L140 128H142V129L139 128V129L141 130V131H139L140 133H139V132H136V133H135V137H136L135 142H136V140H137V142L139 143L138 147L141 145L143 148H141V147H139V148H141L142 151H143V149H144V151H145V148H147L145 152L149 153V151H150V147H151V150H153L152 148H153V145H154V144L149 143L150 140L153 139V140L155 141V142H154V141H153V142L156 143V145L159 146L158 148H160V149H162V150L164 149L163 151H167V154H165V153H160V154H163V156H164L163 159L161 158V159H162V162H164V163L172 162V163H173V164H172L173 166H176V165L178 164L179 167H180L182 163H181V164H179V163L182 162L183 159L180 160V162H176V161L179 160L180 157H182V156H180V155H179V156H180V157H179V156H178V153H183V152H186L187 150H186V151L183 150V151H181V152H180V151H179V152L176 151L175 149H176L177 147L174 146L175 143H174V144L172 143V144H173V145H172V148L167 147V146H171V145H170L171 142H173V141L176 142V141L174 140V137H175V136L172 137V138H173V139H172L173 141H169V140L167 141V140H164V137H163L164 134L162 135V131L165 130V129H167V128H168L167 130H169V129H170V130H171V129H174V131H176V129H178V120H177L178 118L176 119V114H178L179 111L176 110V109H171V108H170V109H166ZM14 111H13V112H14ZM61 111H60V112H61ZM133 112H132V113H133ZM55 113H56V112H55ZM123 113H124V112H123ZM123 113L120 114V113L117 112V114H115V115L112 114L111 116L105 118L106 121H108L107 125L110 126V129L117 128V127L120 128L121 126L123 127L124 125L127 126V124L129 125L130 123H131L132 125L134 124V123H132L133 120L130 121V119L128 118L129 115H127V118H128L129 121H130L129 123H127L128 119L123 120V119H124L123 117L125 116V115L123 116ZM126 113H127V112H126ZM126 113H125V114H126ZM150 113H151V110H150ZM11 114H12V113H11ZM60 114H61V113H60ZM62 114H63V113H62ZM128 114H129V113H128ZM153 114H151V115L153 116ZM167 114H166V115H167ZM252 114H253V113H252ZM2 115H3V114H2ZM2 115L0 116L1 118H2ZM121 115L123 116V117H122L123 119H121ZM148 115H149V114H148ZM168 115H167V116H168ZM174 115H175V118H174ZM254 115H255V113H254ZM256 115H257V114H256ZM53 116H54V112H53ZM56 116L58 117L59 115L57 114ZM56 116H55L54 118H56ZM60 116H62V115H60ZM177 116H178V115H177ZM129 117H130V116H129ZM131 117H132V115H131ZM143 117H144V116H143ZM148 117H150V115H149ZM148 117H147V118L144 117L145 120H148ZM164 117H165V116H164ZM254 117H257V118H258V116H254ZM12 118H13V117H12ZM14 118H15V117H14ZM14 118H13V119H14ZM132 118H133V117H132ZM132 118H131V119H132ZM140 118H141V117H140ZM239 118H241V117H239ZM2 119H5L4 116H3ZM2 119H0V120H2ZM8 119H9V116H8L7 119L4 120V121H6V123H7V122H8V121H7ZM58 119H59V117H58ZM61 119H62V118H61ZM133 119H134V118H133ZM165 119H164V120H165ZM242 119H243V118H242ZM119 120H123L122 123H124V124L122 125V123L119 122ZM126 120H127V121H126ZM142 120H144V119H142ZM145 120H144V121H145ZM151 120H152V119H151ZM239 120H240V119H239ZM239 120H236V121H235L237 124H236V123H232V124H233V125L236 124V126H239V125H238V122H240ZM257 120H258V119H257ZM10 121H11V120H10ZM56 121H57V118L55 119V122H56ZM125 121H126V123H125ZM138 121H139V120H138ZM138 121H137V122H138ZM237 121H238V122H237ZM243 121H244V119H243ZM259 121H260V122L257 121V123H258V125H259L258 130H259L260 132H263V130H264V128H263V127H264V118H262V117L259 116ZM0 122H1V121H0ZM2 122H3V120H2ZM2 122H1V123H2ZM140 122H141V121H140ZM140 122H138V123H140ZM149 122H151V121H149ZM149 122H148V123H149ZM152 122H153V121H152ZM152 122H151V123H152ZM229 122H230V121H229ZM229 122H228V124H229ZM231 122H234V121H231ZM57 123L60 124L61 121H60V123H59V122H56V124H57ZM119 123H121L120 126H119ZM153 123H154V122H153ZM259 123H262V125L260 126ZM56 124H55V126H56ZM63 124H64V123H63ZM232 124H230V125H232ZM239 124H240V123H239ZM1 125H2V124H1ZM5 125H6V124H5ZM61 125H62V123H61ZM107 125H106V126H107ZM117 125H118V126H117ZM132 125L127 126V127L124 126V128L126 129V131H128L127 133H131V134H132V128H134V127H132ZM230 125H229L228 127H230ZM3 126H4V125H2V127H3ZM8 126H9V125H8ZM8 126H7V128H8ZM14 126H15L16 131H18L17 128H18L19 126H18V127H16V125H14ZM14 126H13V128H14ZM53 126H54V125H53ZM55 126H54V128L56 129V127H58V126H60V125H58V126H56V127H55ZM108 126H107V127H108ZM139 126H138V127H139ZM234 126H235V125H234ZM262 126H263V127H262ZM9 127L11 128L12 125L10 124ZM60 127H61V126H60ZM107 127H106V128H107ZM240 127H241V126H240ZM0 128H1V127H0ZM65 128H66V127H65ZM118 128H117V130L119 131ZM124 128H123V129H124ZM146 128H147V129H146ZM234 128H235V127H234ZM60 129H62V131H63V128H62V127H61ZM66 129H67V128H66ZM66 129H65V130H66ZM221 129H222V128H221ZM229 129H232V127L229 128ZM240 129H241V128H240ZM0 130H1V129H0ZM8 130H9V129H8ZM11 130H13V129L11 128ZM11 130H9V131H11ZM57 130H58V129H57ZM57 130H56L55 132H57ZM67 130H68V129H67ZM101 130H102V129H101ZM117 130H116V131H117ZM130 130H131V131H130ZM142 130H143V131H142ZM233 130H237V128H236V129H233ZM258 130H257V132H258ZM1 131H2V130H1ZM58 131H59V130H58ZM102 131H104V134L107 133V131H105V130H102ZM109 131H110V130H109ZM109 131H108V132H109ZM111 131H114V135H115L116 133L118 134V132L115 133V129H114V130H111ZM172 131H173V130H172ZM174 131H173V132H174ZM178 131H179V130H178ZM240 131H242V130H240ZM3 132L6 133V130L3 131ZM3 132H1V133H3ZM59 132H61V130H60ZM122 132H125V131L122 130ZM173 132H172V133H173ZM234 132H235V131H234ZM238 132H239V131H238ZM238 132H237V134H238ZM1 133H0V139H2V135H1ZM13 133H14V131H13ZM15 133H16V132H15ZM111 133H113V132H110V135H111ZM119 133L121 134V132H119ZM125 133H126V132H125ZM125 133H123V134H125ZM169 133H170V131H169ZM176 133H177V131L175 132V134H176ZM3 134H4V133H3ZM60 134H63V133L61 132ZM97 134H98V133H97ZM104 134H103V137L105 138ZM170 134H171V133H170ZM173 134H174V133H173ZM175 134H174V135H175ZM178 134H179V132H178L176 135H178ZM259 134H260V133L258 132L257 135L259 136ZM261 134H262V133H261ZM261 134H260V136H261ZM56 135H57V134H56ZM98 135H99V134H98ZM98 135H97V136H98ZM108 135H109V134H108ZM125 135H126V134H125ZM152 135H153V136H152ZM225 135H226V134H225ZM225 135H224V136H225ZM99 136H100V135H99ZM115 136H116V135H115ZM118 136L120 137V136H122V135H118ZM151 136H152V137H151ZM169 136H170V135H169ZM172 136H173V135H172ZM235 136L238 138L237 135H235ZM239 136H241V135L239 134ZM258 136H257V138H258ZM263 136H264V135H263ZM103 137L100 136V138H103ZM106 137L109 138V136H106ZM111 137H112V135H111ZM122 137L125 138L124 136H122ZM261 137H262V136H261ZM231 138H232V137H231ZM237 138L235 139L236 141H237ZM116 139H118V138H116ZM120 140H121V137H120ZM235 140H234V141H235ZM151 141H152V140H151ZM164 141H165V143H166V141H167V142H170V143H168V145H167V144L165 145V144L163 143ZM230 141H231V140H230ZM236 141H235V142H236ZM240 141H241V139H240ZM177 142H178V141H177ZM231 142H232V141H231ZM108 143H109V142H108ZM108 143H107V144H108ZM133 143H134V142H133ZM138 143H137V144H138ZM232 143H233V142H232ZM239 143H241V142H239ZM3 144H4V143H3ZM98 144L100 145V147L103 146V145L101 146L100 142H99ZM102 144H105V142H103ZM135 144H136V143H135ZM137 144H136V145H137ZM149 144H150L151 146H149ZM228 144H229V143H228ZM228 144H227V146H228ZM230 144H231V143H230ZM237 144H238V143H236V146H237ZM241 144H242V143H241ZM243 144H244V143H243ZM0 145H2L1 142H0ZM109 145H110V144H109ZM109 145H108V146H109ZM112 145H113V144H112ZM130 145H132V143H131ZM130 145H129V146H130ZM163 145H164V146H163ZM196 145H198V144H196ZM196 145H194V146H196ZM212 145H213V146L210 147V152H209L210 155H208V156L205 155V156H206L205 159L209 158L210 156H214V157L216 158V157H218V156L224 154V151H223L222 149H225V148H221L223 145H221V146H220V145H215V144H212ZM233 145H234V144H233ZM238 145L240 146V144H238ZM106 146H107V145H106ZM173 146H174V147H173ZM176 146H177V145H176ZM229 146H232V145H229ZM234 146H235V145H234ZM236 146H235V147H236ZM3 147H5V146H3ZM103 147H105V146H103ZM103 147H102V148H103ZM109 147H110V146H109ZM109 147H108V148H109ZM111 147H112V149L114 148L113 146H111ZM111 147H110V149H111ZM127 147H128V146H127ZM130 147H131V146H130ZM134 147H137V146L134 145ZM134 147L132 146V149H131V150H133ZM144 147H145V148H144ZM154 147H155V145H154ZM156 147H157V146H156ZM163 147H164V148H163ZM188 147H189V146H188ZM190 147H192V146H190ZM235 147H234V148H235ZM240 147H241V146H240ZM240 147H238V148H240ZM1 148H2V146H1ZM97 148H99V147H97ZM102 148H101V149H102ZM158 148H157V149H158ZM192 148H193V150H194L195 153H194V152L192 153L193 150L190 149V150H188L189 154H188V152H187L188 156L190 155V152L192 153V154H191L192 156H196V157H197V156H198V157H200V156H204L203 154H201L200 151H199L200 153L197 152L198 150L196 151V150L194 149L195 147H192ZM230 148H231V147H230ZM242 148H243V147H242ZM242 148H241V149H238V150H240V151H239L240 154H242V152H241V151H242ZM92 149H93V148H92ZM95 149H96V148H94L93 150H95ZM104 149H105V148H104ZM120 149H123V148H120ZM124 149H125V148H124ZM126 149H128V148H126ZM196 149H198V147H197ZM1 150H2V149H1ZM1 150H0V151H1ZM39 150H41V149H39ZM87 150H88V149H87ZM89 150H90V149H89ZM96 150H97V149H96ZM98 150H99V149H98ZM108 150H109V149H108ZM131 150H130V151H131ZM136 150H139V151H140V149H137V148H136ZM136 150H135V151H136ZM173 150H175V151H173ZM231 150H232V149H231ZM233 150H234V149H233ZM238 150H237V152H238ZM41 151H42V150H41ZM43 151H44V150H43ZM102 151H103V150H101V152H102ZM106 151H107V150H106ZM106 151H105V152H106ZM112 151H114V150H112ZM123 151H124V150H123ZM133 151H134V150H133ZM142 151H141V152H142ZM154 151L157 152V150H154ZM154 151H153V152L150 151V152H151V153H154ZM159 151H160V150H158V152H159ZM163 151H162V152H163ZM234 151H236V149H235ZM85 152H86V150H85ZM90 152H93V151L91 150ZM90 152L88 153V151H87V152L84 154V157L86 156V158L84 159V162H85V165H87V168H88V170H87V172H86V179H87V181H88L89 184L92 183L93 186H94V188L96 187L95 189L98 190V192H99V197H101L100 199L109 202V204L103 205L102 208H101V210L99 211V213H96V212L88 213L87 217H88V219H90V220H88V221L86 220L87 222H90V221H93V222H100V225L98 226L100 234L97 235L96 237L93 236V237H92L93 241H90V242L88 241L87 243H88V246H89L91 249H93V251H94L95 253H98V252H99V254H100V253H104V252L109 253L110 250H111V253L115 254L114 257L116 256V254L118 255L116 258H118V259L120 260V261H119L120 264H126L127 262L124 263V261L127 260L126 257H128V256H126V254H127V255L129 254V255H130V254H132L134 251L138 252L139 249H140V248H139L140 246H139V247L136 248L138 251H137V250H134L133 252L131 251L132 253H129V251H128V253H126V250L128 249V247L130 246V248H131V246H132L133 244H135L134 242H136V244H137V246H138L139 244H140V245H143L144 242L146 243L147 241H145V240H146L147 238H148L147 240H150L149 238L152 239L153 236L151 235V236H152V237H151V236L148 235V233H147L148 230H150L151 227H149L148 229H147V227H148V226H152V225L156 226L157 224H153L154 222L152 223V225H150V223H149L148 225L145 224V223H142L143 225H144V224L147 225V226H145V228H144V226H143L141 223L139 224V221L137 222V220H139L140 217L143 218V215H142V216H139L138 219L136 220V223H138V224H136V225H138V226L142 225L141 228L139 227V229H138V228H136V227H137V226H136V227H135L136 229L132 227V228L134 229V230H132V229H131V226H132L133 224H129V223H128L129 226L131 225V226H130V229H125V228H126L125 226L127 225V224H126L127 222H125L126 220L124 221V218H120V219L116 218V220H118L119 222H121L122 219H123L122 223L125 222L124 225L122 224V225L124 226V229L120 230V229H121V227H120V229L118 230V227L116 228V225H115L116 223L114 224V225H115V228H114V227H113L112 220H110V219H111V217H113V216H115V215H119V213L121 214V212H122V209H121V206H120V200H121V199H118L119 196L123 195V196H122V199H124V198L127 197V194L131 193V194L133 195V197L130 198V199L132 200V199L134 198V196L137 194V191L135 192V190H139L142 186H143L144 188H146V187L142 184V178H141V176L144 175V168H145V167L143 166L144 168H142V169L137 168V167H136V166H137V165H136V161L134 162L135 165H134V163L132 164V159H131V157L129 156L130 159H131V161H129L127 158H124V156H125V154H124V156H123V158H122L123 160H121V158H120L121 161H120V160H117V161H118V162H117V165H119V167H121V165L124 166V168L121 167V168H119V169H123V170H124V173L126 174V176H127L128 174H129V176L127 177L128 179L123 178L122 180H120V179H118V176H119V175H117L113 170L110 169V164H109V162H108V161H109L108 159H110L109 156H111V155H109V153H111L110 151H108V152H109V153H108L109 156H107V157H106V156H104V157H101V156H100V158H98V156H97L98 159H95L96 157H94V158L92 159V157L94 156V154H93V156H91L90 154H92V153H90ZM99 152H100V151H99ZM126 152H128V151L126 150ZM131 152H132V151H131ZM160 152H161V151H160ZM174 152H176L177 154H175ZM39 153H41V152H39ZM45 153H48V152H45ZM45 153H44V155H45ZM83 153H84V152H83ZM102 153H103V152H102ZM102 153H101L100 155H102ZM120 153H121V152H120ZM129 153H130V152H129ZM129 153H127V154H129ZM134 153H135V152H134ZM134 153H133V155H135ZM138 153H139V152H137L136 155H137ZM147 153H146V154H147ZM151 153L147 154V155H148V159H149V160H152V161H157L158 158H159V156H160V154L158 153V154H159V156H158V155H156V154H151ZM173 153H174L175 155H174ZM0 154H1V156H2V152H0ZM121 154H122V153H121ZM130 154H131V153H130ZM142 154H145V153H143V152L140 153V155H142ZM41 155H43V153H41ZM44 155H43V156H44ZM96 155H97V154H96ZM96 155H95V156H96ZM98 155H99V153H98ZM112 155H113V154H112ZM138 155H139V154H138ZM138 155H137V156H138ZM165 155H166V156H165ZM181 155H182V154H181ZM184 155H185V154H184ZM1 156H0V159H1ZM32 156H33V155H32ZM43 156H42V157H43ZM50 156H51V155H50ZM90 156H91V157H90ZM113 156H114V155H113ZM113 156H112V157H113ZM126 156H127V155H126ZM131 156H132V155H131ZM137 156H136V157H137ZM145 156H146V155H145ZM145 156H143V157H145ZM155 156H158V158H157V157L154 158ZM170 156H171V157H170ZM173 156H174V159H176V160L171 159ZM120 157H121V156H120ZM132 157H134V156H132ZM140 157H142V156H140ZM140 157H137V158L140 159ZM177 157H179V158L177 159ZM198 157H197V158H198ZM2 158H3V159H2L3 161L6 160V158H4L3 156H2ZM29 158H30V157H29ZM31 158H32V157H31ZM31 158H30V159H31ZM39 158L41 159V157H38V159H39ZM114 158H115V157H114ZM116 158H117V157H116ZM137 158H136V159H137ZM146 158H147V157H146ZM183 158H186V157L184 156ZM256 158H257V157H256ZM34 159H35V160H34ZM36 159H37V157L31 159V161L34 160V161L36 162ZM43 159H44V158H43ZM118 159H119V157H118ZM136 159H135V160H136ZM141 159H144V158H141ZM161 159L159 158L160 161H161ZM205 159H204V158H202L201 160L199 159L200 161H198V162H201V163L204 164V163H205ZM7 160H8V159H7ZM163 160H164V161H163ZM8 161H9V160H8ZM28 161H29V159H28ZM28 161H25V162H28ZM37 161H38V160H37ZM111 161L113 162L114 160H111V159H110V162H111ZM145 161H146V160H145ZM147 161H148V160H147ZM0 162H2V161H0ZM11 162H12V161H9L10 165H9L8 162H4L5 164L8 163V164H7V166H9L8 169L12 168V167H11V164H13V162H12V163H11ZM16 162H18V161H15V163H16ZM32 162H33V161H32ZM157 162H158V161H157ZM4 163H2V164H0V165L2 166ZM15 163H14V164H15ZM140 163H142L141 160H140ZM140 163H139V161H138V164H140ZM159 163H160V162H159ZM16 164H17V163H16ZM33 164L35 165V164H37V163H33ZM142 164H143V163H142ZM27 165H28V164H27ZM30 165H32V164H30ZM34 165H32L30 168L27 166V167H28V170H29V169H30V170H32V169L34 170V168H33ZM115 165H116V164H115ZM2 167H3V166H2ZM13 167H14V166H13ZM27 167L25 166L24 169L27 168ZM139 167H141V166H139ZM0 168H1V167H0ZM4 168H7V167H3L1 170H3ZM15 168H16V167H15ZM108 168H109L110 170H109ZM181 168H183V164H182ZM16 169H17V168H16ZM24 169H23V170H24ZM117 169H118V168H117ZM14 170H15V169H14ZM17 170H18V169H17ZM28 170H27V171H28ZM25 171H26V169H25ZM34 171H35V170H34ZM89 171H90V172H89ZM111 171H112V172H111ZM8 172H9V171H7L6 173H8ZM11 172H12V171H11ZM11 172H10V173H11ZM14 172H15V171H14ZM19 172H20V171H19ZM21 172H24V171H21ZM21 172H20V173H21ZM120 172H121V171H120ZM184 172H185V171H184ZM10 173H8V174H10ZM15 173H16V174H19L18 172H15ZM25 173H28V172H25ZM25 173H23V174H25ZM121 173H123V172H121ZM121 173H120V175H124V174H121ZM21 174H22V173H21ZM12 175H13V174H12ZM13 176H14V175H13ZM123 177H124V176H123ZM10 178H11V177H10ZM185 178L187 179L188 176L185 177ZM129 179H130V180H129ZM3 180L5 181V176L3 177ZM9 180H11V179H9ZM9 180H7V181H9ZM131 180H133V182H135V184L138 185V186H139V184H140L141 187H137V189H133V188H136V187L134 186V183H131V182H130ZM240 180H241V179H240ZM4 181H3V182H4ZM7 181H6V182H7ZM0 182H2V179L0 180ZM75 182H76V180H75L74 177H72V176H69V177H67V178L65 179V183H67V184H71V185H72V184H74ZM141 184H142V185H141ZM15 185H16V184H15ZM243 185H244V184H243ZM220 186H221V185H220ZM245 186H246V185H244L243 187L246 188ZM12 187H14V186H12ZM221 187H223V186H221ZM221 187H219V188H221ZM236 187H237V186H236ZM236 187H233V188L236 189ZM247 187H249V186H247ZM14 188H15V187H14ZM77 188H78V190L82 193V196H83V198H84V194H87V191H86L87 189H84V190H83L81 184H80V185H77ZM152 188H153V187H152ZM204 188H205V187H204ZM244 188H242V190H243ZM142 189H143V188H142ZM147 189H148V188H147ZM188 189H189V188L187 187V190H188ZM214 189H215V188H214ZM216 189H217V188H216ZM216 189H215V190H216ZM231 189H232V187H231ZM240 189H241V186H240ZM251 189H252V188H248V190H250L249 193L251 192ZM184 190H185V189H184ZM217 190H218V189H217ZM238 190H239V189H236V191H238ZM252 190H253V189H252ZM139 191H141V190H139ZM225 191H227V190H225ZM230 191H231V190H230ZM245 191H246V189H245ZM253 191H254V190H253ZM128 192H129V193H128ZM227 192L229 193V191H227ZM227 192H226V193H227ZM238 192H239V191H238ZM238 192H236V193H238ZM240 192H241V191H240ZM242 192H243V195H244V196L247 195V194H244V190H243ZM226 193H225V194H226ZM228 193H227V194H228ZM234 193H235V192H234ZM234 193H233V191H232L231 194L233 195ZM236 193H235L234 195H236ZM252 193H255V192H252ZM252 193H251V195H253ZM125 194H126V195H125ZM238 194H241V193H238ZM255 194H256V193H255ZM255 194H254V195H255ZM228 195H229V194H228ZM228 195H227V196H228ZM232 195H231V196H232ZM251 195H250V196H251ZM237 196H238V199H237ZM237 196H236V199L239 200V199L241 198V197H240L241 195H240V196L237 195ZM244 196H243V198H244ZM247 196L249 197V194H248ZM259 196H260V194H259ZM94 197H95V196H94ZM229 197H230V196H229ZM255 197L258 198V195L255 196ZM255 197H254V200H255ZM225 198L228 200V197H226V195H225ZM225 198H223V199H225ZM249 198H250V197H249ZM249 198H248V199H249ZM251 198H252V197H251ZM251 198H250V199H251ZM259 198H260V197H259ZM261 198H262V196H261ZM226 199H225V200H226ZM246 199H247V198H246ZM248 199H247V200H248ZM250 199H249V200H250ZM84 200L86 201L87 198H84ZM234 200H235V199H234ZM241 200H242V199H241ZM247 200H245V201H247ZM256 200H257V199H256ZM88 201H89V200H88ZM105 201H104V203H105ZM219 201H221V200H219ZM223 201H224V200H223ZM239 201H240V200H239ZM250 201H251V200H250ZM259 201H260V200H259ZM242 202H244V201H242ZM242 202H241L240 205L243 204ZM247 202H249V201H247ZM247 202H244V205H243V206H245V210H249V211H250V209H252V208H251V207L249 208V206H251L252 203L249 202V203H251V205H249ZM253 202H255V201H253ZM237 203H238V205H239V202H236V200H235V203H234V204H237ZM257 203H258V201H257ZM253 204H255V203H253ZM218 206H219V205H218ZM246 208H247V209H246ZM158 209H159V208H158ZM161 209H162V208H161ZM155 210H156V209H155ZM152 211H154V210H152ZM157 211H158V210H157ZM157 211H156V212H157ZM161 211H162V210H161ZM156 212H155V214H156ZM81 214H82V213H81ZM150 214H151V213H150ZM150 214L147 213L148 217H150V216H149ZM144 215L147 217L146 214H144ZM157 215H159V214H157ZM200 215H201V219L199 220V224H198V226H199V225H205V226H206L207 223H208V221H207V218H208V217H207V218H206L205 216L203 217V216H202V212L200 213ZM135 216H136V215H135ZM135 216H134V220H135V218H136ZM145 216H144V218H145ZM148 217H147V218H148ZM144 218H143V219H144ZM147 218H146V219H147ZM161 218H162V217H161V215H160V219H161ZM112 219H115V217H113ZM130 219H131V218H130ZM130 219H129L128 222H130ZM143 219H142V220H143ZM146 219H144L143 221L145 222ZM152 219H154V217H152ZM152 219H151V220H152ZM157 219L160 220L158 216H157ZM157 219H155V220L158 221ZM116 220H115V222H117ZM147 220L149 221V219H147ZM131 221H132V219H131ZM140 221H141V220H140ZM152 221H154V220H152ZM152 221H150V222H152ZM164 221H165V220H163V222H164ZM119 222H117V225L119 224ZM133 222H135V221H133ZM146 222H147V221H146ZM130 223H131V222H130ZM156 223H158V222H156ZM159 223H160V222H159ZM167 223H169V222H167ZM241 223H242V222H241ZM241 223H240V224H241ZM244 223H245V222H244ZM125 224H126V225H125ZM170 224H171V223H170ZM246 224H248V223H246ZM134 225H135V223H134ZM164 225H165V223H164ZM164 225H162V226L164 227ZM243 225H244V224L242 223V226H243ZM118 226H119V225H118ZM120 226H121V225H120ZM129 226H128L127 228H129ZM158 226H159V225H158ZM158 226H157V228H158ZM160 226H161V225H160ZM162 226L160 227V229H158L159 231H160V230L162 231L163 229H166L169 225L167 226V224H166V226H165L166 228H162ZM171 226H172V224H171ZM205 226H204V228H205ZM208 226H209V224H208L206 227H208ZM242 226H240V229H241ZM152 227H153V226H152ZM169 227H170V226H169ZM173 227H174V226H173ZM173 227H172V228H173ZM246 227L248 228V230H249V229H252V227L250 228L249 225H248V226L245 225V228H246ZM254 227H256V225H255ZM254 227H253V229H257V230L259 229L258 227H256V228H254ZM122 228H123V227H122ZM143 228H144V229H147V230H146V231H147V232H146L147 234H145V231H143V230H144ZM154 228H155V227H154ZM161 228H162V229H161ZM172 228H170V229H172ZM174 228H175V230L172 229V231H171L172 233H171L170 235H172L173 232H176V231L179 230V229L176 230V229H177L176 227H174ZM237 228H238V227H237ZM106 229H107V230H110V233L105 234L104 230H106ZM168 229H169V228H168ZM168 229H167V230H168ZM170 229H169V230H170ZM238 229H239V228H238ZM253 229H252V231L254 232L255 230H253ZM262 229L264 230V228H262ZM151 230H152V229H151ZM151 230H150V231H151ZM167 230H166V231H167ZM243 230L246 232V229H244V227H243ZM243 230H242V232H243ZM263 230H262V231H263ZM155 231H156V228H155L154 232H155ZM159 231H156L155 233H157V232H159ZM163 231H164V230H163ZM163 231H162V232H163ZM227 231H228V230H227ZM229 231L231 232L230 229H229ZM235 231H236V230H234L233 233H234ZM260 231H261V230H260ZM103 232H104V233H103ZM106 232H107V231H106ZM151 232H153V231H151ZM151 232H150V233H151ZM154 232H153V235H154ZM164 232H165V231H164ZM178 232H183V231H178ZM237 232H238V231H237ZM237 232H236V234H237ZM245 232H243V233H245ZM249 232H250L251 234H253V232H251V230H250ZM257 232H259V231H257ZM166 233H168V231H167ZM166 233H165V234H166ZM169 233H170V231H169ZM228 233H229V232H228ZM255 233H256V231H255ZM255 233H254V234H255ZM263 233H264V231H263ZM0 234H1V233H0ZM159 234H160V233H159ZM159 234L157 233L158 236H155L156 239L159 238ZM161 234H162V233H161ZM165 234H164V235H165ZM178 234H179V233H178ZM178 234H177V236L180 237V235H178ZM226 234H227V232H226ZM231 234H232V233H230V237H231V239H232L233 236H231ZM146 235H148V237H147ZM164 235L162 234L163 237H162V236H161V237L164 238ZM170 235H169V236H170ZM181 235H182V234H181ZM233 235L236 236L235 234H233ZM238 235H239V234H237V236H238ZM256 235H257V234H256ZM256 235H255V236H256ZM9 236L13 237L12 239H16V238H17V240H18V238H19L20 236H22V231L17 229V230H15L14 232L9 233ZM9 236H8V237H9ZM145 236H146V237H145ZM166 236H167V234L165 235V238L167 239L168 236H167V237H166ZM173 236H174V235H172V238H173ZM177 236H176V237H177ZM182 236H183V235H182ZM182 236H181L180 238H182ZM228 236H229V235H227L226 237H228ZM83 237H84V236H82V238H83ZM87 237H88V236H87ZM87 237H86V238H87ZM144 237H145V238H144ZM155 237H154V238H155ZM157 237H158V238H157ZM174 237H175V236H174ZM178 237L175 238V240L177 239L176 241H178V239H179ZM183 237H184V236H183ZM189 237H190L189 235H186L184 240L187 241ZM256 237H257V238H256ZM256 237H255V238H256V241H257V239H259V238H258V235H257ZM259 237H260V236H259ZM9 238H10V237H9ZM84 238H85V237H84ZM84 238H83V239H84ZM154 238H153V239H154ZM162 238H160V239H162ZM165 238H164V239H165ZM228 238H229V237H228ZM234 238H235V237H234ZM234 238H233L232 242L234 241ZM236 238H237V237H236ZM236 238H235V241H236ZM238 238H242V241H241V242H243V244H241V245H244V242L247 241V239H246L245 237H244V238H245V241L243 240L244 238L241 237V236H240V237L238 236ZM238 238H237V239H238ZM263 238H264V235H263V237H262V244L264 243V242H263V240H264ZM87 239H88V238H87ZM92 239H91V240H92ZM160 239H159L158 241H160ZM5 240H6V239H5ZM5 240H4V242H5ZM7 240H8V239H7ZM10 240H11V239H10ZM46 240H47V239H46ZM167 240H168V239H167ZM171 240H174V239H171ZM179 240H180V239H179ZM181 240H182V239H181ZM216 240H217V239H216ZM251 240H252V239H251ZM260 240H261V239H260ZM15 241H16V240H15ZM22 241H23V240H22ZM24 241H25V240H24ZM128 241H129V242H130V241H131V242L134 241V242H133L132 244L130 243V244H131V245H130ZM137 241H139V243H137ZM142 241H144V242H142ZM151 241H152V240H151ZM151 241H150V242H151ZM162 241H163V239L161 240V242H162ZM168 241H170V240H168ZM212 241H213V239H212ZM219 241H220V240H218V241L212 243V242H211V239L208 238L207 242H206V241L204 242V243L206 244V246H204V247H203V246H200V245H199V247H198V246L195 244V245L198 247L197 252L200 253V256H201V259H202V260H199V261H198V259H200V258H198L197 261L193 260V262H192V260H191L192 258L190 259L189 255L187 256V253H186L187 250H186V249H185L186 251H183L184 253H186V254H185L186 256H185V255H183V256L180 255V254H179L180 252L178 253V250L181 251V248H184V247H182L181 245H179V243H182V242H180V241H178L179 243L177 242V243H178L177 245H176V242L172 241L173 243H175V244H174V246H175L174 249H173V246H171V244H170V243H172V242H171V241H170V243L167 242L168 245L170 244V246H171V249H172V252H171V253H170V250H168L169 248H167V246H166V248H167L166 250H168V251H165V249H163V250H164L163 252H165V253H166V252H167V253L169 252V253H170V256L167 255V253H166V257H167V256H168V258L172 257V260H167L168 258L166 259V258L163 257V256H159V257H157V258H156V257H153L154 255H152V254H155V253H156V254H157V253H162V251L159 252L160 249H159V251H158V249H157L158 252L149 249L150 251H148V255L145 254V252H144L145 249L141 250L140 253L144 252V256L147 255L148 258H152V257H153V260H152V261L149 260L150 262H149L148 264H171V263H172V264H175V262H176V264H230V263H229L230 260L227 261L226 258H222V257H221L222 255H220L219 253H217V255L215 254V253H216V250H217V252H218L219 250H221V252H223V255H224L225 251L228 250V247H227V249H226V243H224V242L221 243V242H219ZM221 241H222V240H221ZM230 241H231V240H230ZM253 241H255L254 238H253ZM253 241H252V242H253ZM256 241H255V242H256ZM7 242H8V241H7ZM48 242H49V241H48ZM48 242H47V243H48ZM140 242H141V243H140ZM161 242H160V243H161ZM183 242H184V241H183ZM193 242H194V241H193ZM209 242H210V243H209ZM239 242H240V239H239ZM241 242H240V243H241ZM248 242H250V239H249L247 242H245V246H246V247H247L246 243L249 244ZM252 242H251L249 245L253 246L254 243H252ZM259 242H261V241H259ZM5 243H6V242H5ZM25 243H28V242H25ZM45 243H46V241H45ZM127 243H128V244H127ZM147 243H148V242H147ZM152 243H153V242H152ZM164 243H166V242H163V246H164ZM187 243H188V242H187ZM194 243H195V242H194ZM208 243L211 244V246H210ZM233 243H234V242H233ZM10 244H12L11 241H10ZM10 244H9V245H10ZM13 244H14V242H13ZM13 244H12V245H13ZM21 244H22V243H21ZM21 244H20V245H21ZM126 244L129 245V246L127 247ZM155 244H156V242H155ZM155 244H154V245H155ZM158 244H159V243H158ZM188 244H189V245H188ZM188 244L186 245V243H184L185 246H188V247H189L191 243H188ZM212 244H213V246H212ZM231 244H232V243H230V244H228V245H231ZM259 244H261V243H259ZM17 245H18V243H17ZM20 245H19V246H20ZM144 245H145V247L147 246V244H144ZM144 245H143V247H144ZM152 245H153V244H152ZM154 245H153V247H154ZM195 245H194V246H195ZM207 245H209L210 247L207 246ZM232 245H233V244H232ZM232 245H231V246H232ZM234 245H235V244H234ZM241 245H240V248H241ZM249 245H248V247H249ZM263 245H264V244H263ZM149 246H150V245H149ZM156 246L158 247V245H156ZM156 246H155V247H156ZM161 246H162V245L159 244V247H161ZM163 246H162V247H163ZM180 246H181V247H180ZM194 246H192V245L190 246L191 251L193 250L192 248H193ZM231 246H230V247H231ZM255 246H256V245H255ZM255 246H253V249H254ZM259 246H260V245H259ZM259 246H256V247H259ZM261 246H262V245H261ZM21 247H22V246H21ZM126 247H127V249H126ZM141 247H142V246H141ZM150 247H151V249H153L152 246H150ZM155 247H154V250L156 249ZM162 247H161V248H162ZM164 247H165V246H164ZM168 247H169V246H168ZM188 247H186V248H188ZM138 248H139V249H138ZM147 248H148V247H147ZM240 248H239V246H238V250H240ZM242 248H245V247L242 246ZM242 248H241V250H242ZM251 248H252V247H251ZM259 248H261V247H259ZM259 248H258V249H259ZM131 249H135V248L132 247ZM131 249H129V250H131ZM196 249H197V248H194V251H195V253L193 252L194 254L197 253V252H196ZM230 249H231V248H230ZM246 249H247V248H246ZM248 249L250 250V247H249ZM248 249H247V250H248ZM161 250H162V249H161ZM183 250H184V249H183ZM188 250H189V249H188ZM214 250H215V252H213ZM236 250H237V249H236ZM236 250H235V251H236ZM241 250H240V252H238V253L241 254ZM247 250H244L243 252L246 251V252L249 253V251H247ZM146 251H147V249H146ZM152 251H153V253L151 254L152 257H150L151 255H150L149 252H152ZM228 251H229V250H228ZM254 251H256V249H255ZM262 251H263V250H261V253L263 254L264 251H263V252H262ZM136 252H134V253H136ZM188 252H189V251H188ZM219 252H220V251H219ZM233 252H234V251H233ZM243 252H242V255H243ZM252 252H253V251H252V249H251V255L256 254V253H253V254H252ZM259 252H260V251H259ZM125 253H126V254H125ZM138 253H139V252H138ZM138 253H137V254H138ZM190 253H191V252H189V254H190ZM199 253H197V254H199ZM213 253H214V254H213ZM227 253H228V252H227ZM227 253H226V254H227ZM234 253H236V252H234ZM234 253H233V254H234ZM248 253H247V254H248ZM261 253H260V255H261ZM181 254H183V253H181ZM218 254L220 255L221 258H220V257H217ZM221 254H222V253H221ZM229 254H230V253H228V256H229ZM135 255H136V254H135ZM139 255H140V254H139ZM159 255H164V254L162 253V254H159ZM178 255H179V257H177ZM214 255H216V256H214ZM230 255L232 256V254H230ZM235 255H238V254L236 253ZM245 255H246V254H245ZM257 255H258V254H257ZM257 255H256V256H253L251 261H254L253 258H257ZM260 255H259L258 257H260ZM263 255H264V254H263ZM263 255H262V257H261V258H263L262 261L259 260V258L256 259V261L258 260V261L262 262V263H259V264H264V262H263V261H264V257H263ZM131 256H134V255H131ZM131 256H130V259H131L132 262H133V261H136L135 259H138V260H145V259H148V258L143 259L142 257H141V258H142V259H141V258H139L138 256H136V257H138V258H135V259L133 260L132 258H134V257L131 258ZM141 256H143V255H141ZM147 256H146V257H147ZM155 256H157V255H155ZM193 256H194V255L192 254V257H193ZM200 256L197 255V257H200ZM226 256H227V255H226ZM226 256H224V257H226ZM231 256H229V257H231ZM240 256H241V255H240ZM240 256H237V257L239 258ZM114 257H112V258H114ZM197 257L195 256V258L193 257V259H196ZM229 257H227V258H229ZM244 257L247 258V256H244ZM244 257H243V258H244ZM154 258H156V260H155ZM164 258H165V259H164ZM177 258H178V259H177ZM241 258H242V256H241ZM241 258H240V260H242ZM125 259H126V260H125ZM128 259H129V258H128ZM229 259H230V258H229ZM236 259H237V258H235V260H236ZM247 259H249V257H248ZM247 259H246V260H247ZM115 260H116V259H115ZM115 260H114V263H115ZM176 260H177V261H176ZM233 260H234V255H233ZM235 260H234V261H235ZM238 260H239V259H237L236 261H238ZM240 260H239L240 264H244L243 262H245V261H244L245 258L243 259V262L240 261ZM117 261H118V260H117ZM128 261L131 262L130 260H128ZM171 261H172V262H171ZM194 261H195V262H194ZM234 261H232V259H231V262H234ZM247 261L249 262L250 260H247ZM247 261H246V262H247ZM251 261L249 262L250 264H251ZM139 262H140V261H139ZM142 262H143V261H142ZM147 262H148V261H147ZM196 262H197V263H196ZM241 262H242V263H241ZM248 262H247V263H248ZM114 263H113V264H114ZM116 263H118V262H116ZM116 263H115V264H116ZM133 263H134V262H133ZM136 263H137V262H136ZM140 263H141V262H140ZM140 263H138V264H140ZM144 263H146V261H145ZM235 263L237 264V262H235ZM235 263H234V264H235ZM247 263H246V264H247ZM252 263H253V262H252ZM127 264H129V263H127ZM130 264H131V263H130ZM254 264H256V263L254 262ZM257 264H258V263H257Z\"/></svg>", "mask_w": 264, "mask_h": 264}]
</instances>
